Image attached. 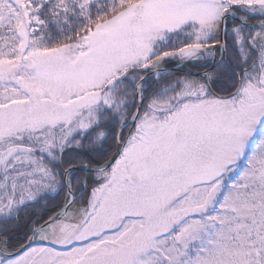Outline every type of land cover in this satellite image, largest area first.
<instances>
[{"label": "snow or ice", "instance_id": "obj_1", "mask_svg": "<svg viewBox=\"0 0 264 264\" xmlns=\"http://www.w3.org/2000/svg\"><path fill=\"white\" fill-rule=\"evenodd\" d=\"M0 264H264V0H0Z\"/></svg>", "mask_w": 264, "mask_h": 264}]
</instances>
